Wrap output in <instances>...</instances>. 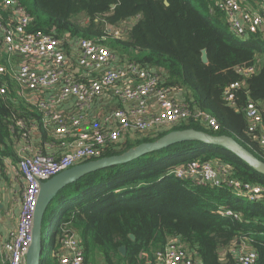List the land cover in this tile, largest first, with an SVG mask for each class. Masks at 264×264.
Masks as SVG:
<instances>
[{
    "label": "trees",
    "instance_id": "obj_1",
    "mask_svg": "<svg viewBox=\"0 0 264 264\" xmlns=\"http://www.w3.org/2000/svg\"><path fill=\"white\" fill-rule=\"evenodd\" d=\"M17 1L31 16L30 31L90 39L107 46L122 60L161 69L160 86L177 91L184 105L209 114L217 124L214 129L190 117L141 133L133 141L125 137L108 143L100 157L120 154L172 130L193 128L230 136L264 162V147L257 140L261 127L250 132L245 115V107L252 101L264 128V37L261 32L245 40L236 37L227 25L226 14L215 7L216 0ZM132 17L135 20L124 37L108 31ZM202 49L207 51L206 63ZM251 66L253 73L237 72ZM234 82L239 85L230 88ZM0 85L6 88L0 93V153L13 156L11 146L22 132L16 125L18 118L39 120L40 113L27 108L8 74L0 76ZM227 91L232 97L229 100ZM40 141L54 139L41 131ZM215 159L230 168L227 180L264 189V175L221 146L196 140L173 144L88 173L62 188L43 219V235L49 223L55 222L49 232L50 254L46 244L40 264H59L56 235L71 233L81 242L86 264H94L96 251L105 264H160L156 253L171 237H179L200 264H234L228 248L239 242H246L257 253L255 264H264V196L251 202L237 196L227 182L202 185L167 174L175 165ZM120 247L125 248L124 254Z\"/></svg>",
    "mask_w": 264,
    "mask_h": 264
},
{
    "label": "built area",
    "instance_id": "obj_2",
    "mask_svg": "<svg viewBox=\"0 0 264 264\" xmlns=\"http://www.w3.org/2000/svg\"><path fill=\"white\" fill-rule=\"evenodd\" d=\"M247 1L214 3L226 14L227 25L236 37L245 40L258 32L264 37V0H260L259 10L249 8ZM134 20L122 21L120 27L108 31L124 37ZM30 22V14L17 0H0V56H5L4 61L0 60V76L8 74L27 108L40 113L39 120L18 118L16 125L22 132L11 146L14 157L0 153L1 163L22 183L19 218L0 244V264H25L41 182L71 166L99 158L108 143L119 142L122 136L148 133L190 117L217 128L209 114L192 111L180 101V93L160 86L161 69L122 60L107 46L90 39L30 31ZM127 22L130 24L124 25ZM254 70L251 66L237 72L248 75ZM238 85L234 82L230 88ZM5 91L0 85V93ZM226 95V100L232 98L229 91ZM245 115L250 132L261 127L257 140L264 147V128L252 101L246 105ZM41 131L54 139L44 142L54 149L53 153L36 144L41 142ZM218 162L193 160L175 166L171 174L202 185L227 182L237 196L251 202L263 198L262 186L227 180L230 168ZM56 237L60 241L59 264H86L75 233ZM228 250L234 264L256 263L258 255L246 242L234 243ZM156 257L160 264H200L179 237H171Z\"/></svg>",
    "mask_w": 264,
    "mask_h": 264
},
{
    "label": "water",
    "instance_id": "obj_3",
    "mask_svg": "<svg viewBox=\"0 0 264 264\" xmlns=\"http://www.w3.org/2000/svg\"><path fill=\"white\" fill-rule=\"evenodd\" d=\"M165 4L167 5L168 2L165 1ZM111 7L113 8L114 4H111ZM201 52L202 61L204 63L208 62L206 49H202ZM195 140L227 149L249 167L264 175V162L234 138L227 135H211L205 131L193 128L172 130L154 141L142 142L120 154L99 157L76 164L41 182L33 217L32 240L25 256V264H40L41 262L42 254L46 248V244H48L42 233L43 219L48 214L47 210L51 201L62 188L77 181L84 175L99 169L130 162L140 156L167 148L173 144ZM130 237L134 239V235L131 234ZM120 251L124 254L125 248L120 247Z\"/></svg>",
    "mask_w": 264,
    "mask_h": 264
},
{
    "label": "crops",
    "instance_id": "obj_4",
    "mask_svg": "<svg viewBox=\"0 0 264 264\" xmlns=\"http://www.w3.org/2000/svg\"><path fill=\"white\" fill-rule=\"evenodd\" d=\"M248 7L259 10L262 6L260 0H248ZM45 152L53 153L54 149L41 142ZM58 152V149L55 150ZM8 156V155H7ZM10 157H14L10 156ZM22 183L15 173L9 171L2 162L0 167V244L7 239L8 232L13 230L19 218Z\"/></svg>",
    "mask_w": 264,
    "mask_h": 264
},
{
    "label": "rangeland",
    "instance_id": "obj_5",
    "mask_svg": "<svg viewBox=\"0 0 264 264\" xmlns=\"http://www.w3.org/2000/svg\"><path fill=\"white\" fill-rule=\"evenodd\" d=\"M127 24H130V22H127V23H125L124 25H127ZM120 26H121V24H118L116 27H113V28H112V27H109V28H110L111 30H113L114 28H117V27H120ZM141 135H142L141 133H137V134L132 133V134H130L128 137H129L130 139H132V140H130V141H133V140H135L136 138H138V137L141 136ZM122 137H124V136H122ZM122 137H121V139H120L119 141L124 140L126 136H125L124 138H122ZM175 166H177V165H175ZM175 166L171 167V168L168 170L167 174H171ZM48 214H49V212H48ZM54 222H55V220H53V222L50 223V228H46V229H45L44 237L46 238V242L48 243V251H47V255L50 254V250H51V249H50V246H49V242H50L49 232H50V229L53 228V226H54ZM247 246H248V245H247ZM94 264H105V263H104V260H103V258H102V256L99 254L98 251L95 252V256H94Z\"/></svg>",
    "mask_w": 264,
    "mask_h": 264
}]
</instances>
